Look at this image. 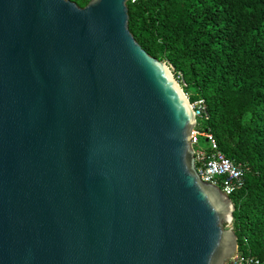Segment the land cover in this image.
Instances as JSON below:
<instances>
[{"label":"water","instance_id":"obj_1","mask_svg":"<svg viewBox=\"0 0 264 264\" xmlns=\"http://www.w3.org/2000/svg\"><path fill=\"white\" fill-rule=\"evenodd\" d=\"M0 0V264H227L235 204L127 2Z\"/></svg>","mask_w":264,"mask_h":264},{"label":"trees","instance_id":"obj_2","mask_svg":"<svg viewBox=\"0 0 264 264\" xmlns=\"http://www.w3.org/2000/svg\"><path fill=\"white\" fill-rule=\"evenodd\" d=\"M84 7L89 0H70ZM128 28L203 99L219 149L247 170L230 196L238 250L264 259V0H130Z\"/></svg>","mask_w":264,"mask_h":264},{"label":"built area","instance_id":"obj_3","mask_svg":"<svg viewBox=\"0 0 264 264\" xmlns=\"http://www.w3.org/2000/svg\"><path fill=\"white\" fill-rule=\"evenodd\" d=\"M190 105L195 116V125L190 136L195 170L201 181L217 186L230 197L244 186L247 170L219 149L206 124L208 111L204 100L197 99L190 102ZM227 264H264V259L238 250Z\"/></svg>","mask_w":264,"mask_h":264}]
</instances>
